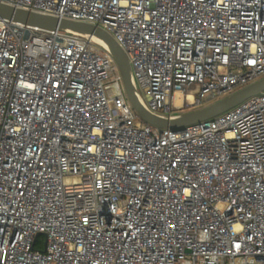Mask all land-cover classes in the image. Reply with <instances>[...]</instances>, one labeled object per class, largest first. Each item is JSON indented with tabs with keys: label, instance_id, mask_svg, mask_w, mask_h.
<instances>
[{
	"label": "built area",
	"instance_id": "1",
	"mask_svg": "<svg viewBox=\"0 0 264 264\" xmlns=\"http://www.w3.org/2000/svg\"><path fill=\"white\" fill-rule=\"evenodd\" d=\"M0 5L102 27L161 118L264 77V0ZM0 264H264V90L160 127L109 45L0 18Z\"/></svg>",
	"mask_w": 264,
	"mask_h": 264
},
{
	"label": "water",
	"instance_id": "2",
	"mask_svg": "<svg viewBox=\"0 0 264 264\" xmlns=\"http://www.w3.org/2000/svg\"><path fill=\"white\" fill-rule=\"evenodd\" d=\"M0 18L40 27L54 26L67 28L72 26H85L89 28L92 32H97L107 42V44L113 49L116 54L117 63L119 65L123 77L127 97L130 103L137 111L142 120L160 127L169 126L173 129H181L188 124L212 118L238 105L239 103L253 95L261 94L264 90L263 77L246 87L240 88L226 96H223L213 102H210L202 107L196 108L193 111L188 112L187 114L182 115L180 119L174 120L161 118L152 115L147 110H145V108L140 104L134 92L127 57L123 49L114 39V37L102 27L87 22L59 18L56 16L42 14L22 8L5 7L1 5Z\"/></svg>",
	"mask_w": 264,
	"mask_h": 264
},
{
	"label": "bare ground",
	"instance_id": "3",
	"mask_svg": "<svg viewBox=\"0 0 264 264\" xmlns=\"http://www.w3.org/2000/svg\"><path fill=\"white\" fill-rule=\"evenodd\" d=\"M67 30L74 32L76 34L88 36L91 38L93 41L103 44L105 46H108L107 42L97 33V32H92L89 28L85 26H72V27H67ZM180 116H175L173 119H180Z\"/></svg>",
	"mask_w": 264,
	"mask_h": 264
},
{
	"label": "rangeland",
	"instance_id": "4",
	"mask_svg": "<svg viewBox=\"0 0 264 264\" xmlns=\"http://www.w3.org/2000/svg\"><path fill=\"white\" fill-rule=\"evenodd\" d=\"M222 97V96H221ZM41 238H43V236H41Z\"/></svg>",
	"mask_w": 264,
	"mask_h": 264
}]
</instances>
